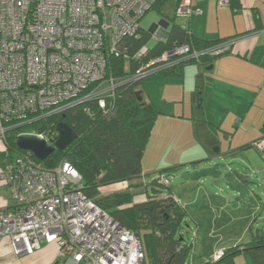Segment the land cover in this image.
I'll return each instance as SVG.
<instances>
[{
  "label": "built area",
  "instance_id": "2783aa9c",
  "mask_svg": "<svg viewBox=\"0 0 264 264\" xmlns=\"http://www.w3.org/2000/svg\"><path fill=\"white\" fill-rule=\"evenodd\" d=\"M156 2L0 0V141L5 142L12 126L77 105L89 116L95 111L109 116L121 85L187 58L229 50L228 40L202 50L182 43L144 60L147 43L134 49L127 38L139 35L140 19ZM192 12L191 0H178L174 17L183 22ZM116 57L124 61L120 73L111 66ZM55 131L20 133L37 134L52 145L58 137ZM252 146L264 171V135ZM35 158L25 150L0 167L9 199L0 209V238L9 236L16 252H33L42 243L55 242L59 258L76 263H143L140 237L82 191L81 176L72 164L45 167ZM158 181L169 184L164 175ZM222 253L217 250L213 259Z\"/></svg>",
  "mask_w": 264,
  "mask_h": 264
},
{
  "label": "trees",
  "instance_id": "16d2710c",
  "mask_svg": "<svg viewBox=\"0 0 264 264\" xmlns=\"http://www.w3.org/2000/svg\"><path fill=\"white\" fill-rule=\"evenodd\" d=\"M165 2L166 0H157L152 7L162 14ZM228 5L234 10L239 6L238 0H229ZM258 25L257 23L256 26ZM149 36L139 28L137 37L127 39L130 46L135 49L145 44ZM224 40L227 39L200 40L185 25L171 18L167 37L156 41L155 45L149 48L144 60L158 56L164 50L182 43L202 50ZM216 56L218 55L200 54L197 59L181 60L135 83L121 85L114 111L109 116H102L98 111L89 116L83 112L82 106L77 105L63 112L49 114L37 121L8 128L5 132V149L0 152L1 165L6 160L25 152L15 143L20 132L49 129L55 133L58 122L66 123L72 128L75 138L65 148L55 149L47 158L35 160L48 167L60 162L72 164L81 176L82 191L124 227L133 230L140 237L144 251L142 264H184L192 242L183 238L181 233V229L187 223V216L184 207L169 188L168 173L172 169L162 168L151 182L144 183L140 180L141 159L156 117L168 112L166 101L161 96L164 84L180 82L184 65L188 63L203 65ZM250 56L252 61L264 65V44L256 46ZM123 62L120 57L112 58L111 66L114 72H121ZM136 65L137 62L131 63L133 67ZM200 76L194 100L199 109H202L200 97L203 89L208 87V82ZM137 91L139 95L136 94ZM262 129L264 131V123ZM166 170L170 171L167 173ZM160 175H165L169 184H161L158 181ZM125 181L129 184L122 191L105 195L100 193L99 188L102 185ZM163 187L168 189L165 195L161 194ZM132 188L134 191L142 190L145 194L144 199L134 202L133 196L138 191L130 190ZM250 227L252 230L250 239L223 248L219 259L209 258L201 264H236L235 257L240 252L249 258L251 264H264V230L262 227ZM55 264H58V261Z\"/></svg>",
  "mask_w": 264,
  "mask_h": 264
},
{
  "label": "crops",
  "instance_id": "0c3cea01",
  "mask_svg": "<svg viewBox=\"0 0 264 264\" xmlns=\"http://www.w3.org/2000/svg\"><path fill=\"white\" fill-rule=\"evenodd\" d=\"M174 1L176 7L178 0ZM238 4L239 6L233 10L229 5H221L218 0H191V8L194 12L185 20V26L200 40L227 39L231 42L230 50L219 54L209 63L203 65L198 63L184 65L181 81L175 82L173 85L166 83L161 89V96L164 100L171 98L168 100L169 102L180 101L182 103L183 108L181 114L177 115L178 119L191 118V120H197L198 123L201 121L200 135L205 136L206 141L200 140L197 143L201 149L200 152H189L192 146L184 149V144L176 143L177 138L171 128L165 127L161 128V131H157L158 115L151 128L141 159L142 182H144V175L148 170L159 171L162 168H171L172 172H176L179 185L194 183L193 192H186L188 193L186 202L187 205L198 208L200 212L204 208L212 210L209 211V214L212 215L210 222L205 227V233L208 234L219 232L220 227L227 224L228 221H221L220 214L228 212L226 209L232 205L233 195L229 194L228 198L218 195L219 200L211 201L210 195L214 197L217 195L216 192L211 189H202L203 185L198 179L202 175L208 176L210 173L215 174L222 171L223 174L234 180L232 183L235 184L234 188L238 190L237 193L241 190L245 191L249 196L242 195V197L247 200L252 199L254 194L246 192L249 175L237 174L234 170L229 171V169L223 170L222 168L226 158L232 159L235 158L233 157L235 155L251 159L252 155H249L250 151L247 149L252 148V143L264 132L262 129L264 123V65L256 63L250 58L254 48L264 44V0H238ZM170 20L169 15H164L161 23L156 25L157 28L155 31L153 30V33L157 41L167 37ZM257 23L258 26H256ZM199 76L208 82V87L202 91L204 95L201 94L200 97L202 109H199L194 100ZM171 93H181V99L175 95L172 96ZM185 96H190L188 109L190 117L185 115V108H188ZM166 109L168 110L167 106ZM175 109L176 107L173 112ZM197 112L201 113L200 117ZM171 117L174 118L171 115H165V120L170 122ZM165 120L161 126L166 125ZM198 123H194L195 131V124ZM226 141H228L227 146L225 145ZM160 144L163 147H160ZM155 146L158 148L153 150L152 147ZM179 146L181 147L179 148ZM4 149L5 146L0 141V152ZM256 153H258L257 150ZM207 163L213 164V166L208 169L198 168V166H204ZM262 168L260 169L262 172L260 189L264 186ZM124 184L127 185V183ZM122 190H124V186L119 191ZM171 191L175 196L174 191L172 189ZM239 199L237 197V202H240ZM8 201L6 186L0 182V209L5 208ZM261 202L260 207L262 208ZM197 220L198 233L199 229L201 230V222L200 219ZM250 226L252 225L248 226L249 234L241 238L242 241L239 243L250 239L252 232ZM237 243L235 241L232 245ZM226 247L223 245L215 250ZM57 261L58 264H85L84 262L76 263L72 259L61 260L55 242L42 243L41 247L33 252L24 250L16 252L9 236L4 235L0 238V264H55Z\"/></svg>",
  "mask_w": 264,
  "mask_h": 264
},
{
  "label": "rangeland",
  "instance_id": "374dc122",
  "mask_svg": "<svg viewBox=\"0 0 264 264\" xmlns=\"http://www.w3.org/2000/svg\"><path fill=\"white\" fill-rule=\"evenodd\" d=\"M174 8H175V1L174 0H166L165 5L162 8V14L159 13L155 8H150L140 19L139 21V27L141 30L145 31L148 33L149 40L146 42L147 46L149 48L153 47L156 43V39L152 36L153 30H156V25L161 23L164 15L165 16H170L173 18L175 21L183 23L185 25V21L181 22L178 18L174 17ZM151 31V32H150ZM175 82H169L168 84L173 85ZM191 94V92H190ZM189 94V95H190ZM172 96L175 95L178 99H181V93L180 94H174L171 93ZM204 93H202V96ZM189 97L190 96H185V100L187 101L186 107L185 108V115L187 117L189 116L188 109H189ZM171 98H166V106L168 107L167 113L164 114H159V123L157 127V131H161V128H171L173 129V133L175 134V137L177 138L176 143L178 144H184L183 148L187 149L188 147L192 146L189 152H200V147L197 145L200 140H205V136L202 134L200 135V129L201 127V121L200 123L197 122V120H191L183 118V120L178 119L179 114H181V110L183 108V105L180 101L177 102H169ZM168 101V103H167ZM173 101V100H172ZM185 105V104H184ZM175 112L174 111V108ZM179 113V114H178ZM197 114L201 115V113L197 112ZM165 115H171L174 118L172 120L166 121L165 120ZM197 115V116H198ZM196 116V117H197ZM167 118V117H166ZM163 120L166 123V125L161 126ZM196 125V131L194 127V123ZM168 122V123H167ZM206 141V140H205ZM204 141V142H205ZM207 143V142H206ZM208 144V143H207ZM225 145H228V141H226ZM153 146V145H151ZM160 147H163L162 144H160ZM181 146H179L180 148ZM153 150H156L158 146L152 147ZM215 149V147H214ZM248 151H250L249 155L251 154L252 157L251 159L243 158L240 155H235L232 159L226 158L225 163L223 164V170L229 169L236 171V173H245L249 175V180L246 184V192H251L253 197L252 199H246L243 198V196L247 197L249 196L248 193L243 192L242 190L240 192L238 191L235 187V184L232 183L234 181L231 177L229 178L225 174H223L222 171H219L217 173H210V175H202L201 178L198 180L201 181V184L203 185L201 188L202 189H211V191L216 192V196L210 195L209 199L211 201L214 200H219V196L222 197H227L229 194H232V205L228 206L226 210L228 212H223L220 214V217L222 218L221 221H228L226 225H223V227H220L219 232L217 233H212L208 234L207 232L205 233V227L209 224L210 222V217L212 216L209 214V211L212 210H207L206 208L198 211V208H194L191 205H187V195L188 193L186 192H193V184L194 183H183L180 184L177 183V175L174 172H169L170 170H166L168 173V177L170 180V190L172 189L175 193V196L180 200V204L183 205L185 211H186V220L187 223L185 226L181 229V233L183 235V238L186 240L188 239L189 241L192 242V247L191 250L188 253V256L185 260L184 264H201L204 261L208 260L209 258H212L213 255H215V250L218 247L221 246H230L235 241L238 243L241 240V238H244L249 234V225H252L253 228H260L262 227L264 230V186L261 187L260 189V178L262 177V172L261 168L263 167V160L256 153L255 148L252 146V148H248ZM187 151V150H186ZM187 155V153H186ZM240 156V157H239ZM239 157V158H238ZM230 160V161H229ZM213 164L207 163L204 166H198V168H206L208 169L209 167L211 168ZM48 167V166H45ZM51 167V166H49ZM158 176V170H148L147 173L144 175V183H149L153 178ZM165 176V175H164ZM141 180V178H140ZM197 180V181H198ZM142 181V180H141ZM124 183L129 184V182H113L109 184H105L100 186L99 190L100 193L105 195V194H111L114 192L119 191L122 186H124V189H126L127 185ZM197 184V183H196ZM166 185V184H165ZM143 187H140L142 189ZM191 188V189H190ZM215 189V190H214ZM134 191V189H130ZM234 190V191H233ZM137 192L135 196H133V201H140L142 198L145 197L144 192L139 191V189H135L134 192ZM168 189L166 187L162 188L161 194H167ZM219 195V196H218ZM256 195V196H255ZM237 197L240 198V202H237ZM228 198V197H227ZM260 201L262 204V208L260 207ZM199 212V213H197ZM197 219H200L201 222V230L199 229L197 233V224L196 222L198 221ZM251 229V227H250ZM202 231V232H201ZM213 231V230H212ZM235 263L236 264H251L250 260L248 257L244 255V253L240 252L236 255L235 257Z\"/></svg>",
  "mask_w": 264,
  "mask_h": 264
},
{
  "label": "water",
  "instance_id": "95a60500",
  "mask_svg": "<svg viewBox=\"0 0 264 264\" xmlns=\"http://www.w3.org/2000/svg\"><path fill=\"white\" fill-rule=\"evenodd\" d=\"M136 94L139 95V91ZM138 98L141 99L140 96ZM56 129L58 137L52 145L48 144L39 135L26 132L18 134L15 143L20 149L28 150L37 159L43 160L55 149L65 148L76 136L72 128L62 121L57 123Z\"/></svg>",
  "mask_w": 264,
  "mask_h": 264
},
{
  "label": "clouds",
  "instance_id": "9594fccd",
  "mask_svg": "<svg viewBox=\"0 0 264 264\" xmlns=\"http://www.w3.org/2000/svg\"><path fill=\"white\" fill-rule=\"evenodd\" d=\"M151 32V31H150ZM4 144V143H3Z\"/></svg>",
  "mask_w": 264,
  "mask_h": 264
}]
</instances>
